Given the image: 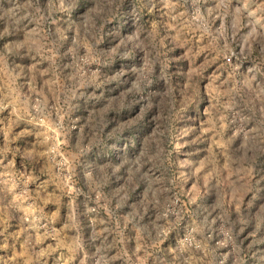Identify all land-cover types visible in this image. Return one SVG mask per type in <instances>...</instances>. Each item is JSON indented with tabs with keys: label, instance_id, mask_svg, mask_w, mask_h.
I'll return each mask as SVG.
<instances>
[{
	"label": "rangeland",
	"instance_id": "rangeland-1",
	"mask_svg": "<svg viewBox=\"0 0 264 264\" xmlns=\"http://www.w3.org/2000/svg\"><path fill=\"white\" fill-rule=\"evenodd\" d=\"M0 264H264V0H0Z\"/></svg>",
	"mask_w": 264,
	"mask_h": 264
}]
</instances>
